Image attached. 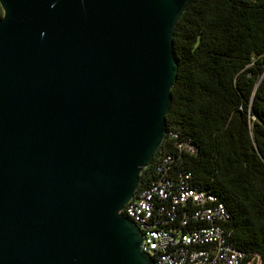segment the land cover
Masks as SVG:
<instances>
[{"label": "water", "instance_id": "95a60500", "mask_svg": "<svg viewBox=\"0 0 264 264\" xmlns=\"http://www.w3.org/2000/svg\"><path fill=\"white\" fill-rule=\"evenodd\" d=\"M192 0H0V264H155L121 214L166 136Z\"/></svg>", "mask_w": 264, "mask_h": 264}, {"label": "trees", "instance_id": "16d2710c", "mask_svg": "<svg viewBox=\"0 0 264 264\" xmlns=\"http://www.w3.org/2000/svg\"><path fill=\"white\" fill-rule=\"evenodd\" d=\"M172 50L178 68L165 119L196 148L183 156L187 182L223 204L229 244L264 264V0H192ZM173 152L164 140L136 191Z\"/></svg>", "mask_w": 264, "mask_h": 264}, {"label": "built area", "instance_id": "2783aa9c", "mask_svg": "<svg viewBox=\"0 0 264 264\" xmlns=\"http://www.w3.org/2000/svg\"><path fill=\"white\" fill-rule=\"evenodd\" d=\"M174 152L152 165L154 179L135 192L121 214L142 234V252L155 264H260L256 254L242 253L228 242L229 214L212 194L188 184L183 156H193L190 139L175 129L165 139Z\"/></svg>", "mask_w": 264, "mask_h": 264}]
</instances>
